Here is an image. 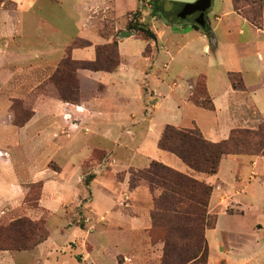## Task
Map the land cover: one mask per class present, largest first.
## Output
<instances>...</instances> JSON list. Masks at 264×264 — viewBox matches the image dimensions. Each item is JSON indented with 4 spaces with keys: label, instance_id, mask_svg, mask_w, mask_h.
<instances>
[{
    "label": "rangeland",
    "instance_id": "1",
    "mask_svg": "<svg viewBox=\"0 0 264 264\" xmlns=\"http://www.w3.org/2000/svg\"><path fill=\"white\" fill-rule=\"evenodd\" d=\"M3 2L7 9H13L11 0H0V4ZM154 5L156 8L162 6L164 13L154 16ZM37 6L39 8L33 11L39 23H36L37 18L33 22L35 24H30L29 20L25 29L28 40L26 56L11 63L28 61L34 64L33 67L39 64L48 67L44 66L46 71L35 75L32 70L22 72L20 66L14 64L8 78L0 82V224L23 216L40 219L49 236L31 250H0V264H122L123 261L129 262L123 264H159L164 243L159 234H151V195L146 185H140L142 187H137L131 196L129 171L141 169L151 160L168 164L179 160L159 149L154 142L167 123L175 125L183 121V125L195 120L207 134L206 128L213 126L217 134L209 136L216 138L215 141L227 138L232 127H257L254 123L257 119L253 118L251 111L242 114L248 118L242 121L240 114L222 109L220 100H217L218 108L215 110L187 103L190 109L181 114L180 122L177 109L166 103L172 78L175 79L183 68L192 74H211L213 70L222 72L224 68L243 66L244 62L239 59L248 53L252 56L254 52L252 47L242 45L248 38L247 28L241 25L237 16H224L217 21L216 16L232 7V1L212 0L205 13L209 35L204 33L203 38L190 39V44L183 48L186 36L166 33L169 23H180L178 19H181L175 13L177 6L169 1L40 0ZM237 6L247 13L258 10V7L264 11V0H257V3L255 0H241ZM194 19V15H189L185 22L190 24ZM129 20H137L158 33L159 53L153 63L143 56L146 41L136 36L137 31L127 29ZM240 29L243 32H239ZM199 34L202 35L201 32ZM23 36L18 40H24ZM77 37L90 40L93 46L104 39L117 40L124 66L113 76L107 73L100 76L103 75L100 73L96 77L97 73L88 70L77 72L80 86L77 104L82 97L90 101L88 135L83 134L87 128L81 125L75 128L77 130H68L66 125L58 127L57 117L62 119L58 103L62 100L55 87L47 81L64 56L66 45ZM202 40L207 42L210 50H204ZM215 45L219 46L217 52ZM93 46L76 49L73 57L92 59ZM259 47L264 48V44ZM254 59L257 62L256 56L252 57ZM164 61L168 63V73L163 82L154 80L155 74L151 69L149 75H145L149 65L153 66L152 70L155 67L162 70ZM51 66L55 67L52 69ZM224 80L227 83L225 77ZM212 81L211 78L210 90L215 95L220 92L222 84L220 81L213 87ZM142 83L148 86L144 87ZM148 87L156 88L163 97L158 101L151 99ZM29 116L28 124H14L15 117L23 120ZM63 118L74 125L77 122L69 113L63 114ZM142 118L151 119L154 128L147 132L146 141L140 145V135L132 138V134L140 130L145 136L146 127L150 128V125L144 122L137 128L140 124H132L142 123ZM101 122L116 123V126L120 123L118 131L117 128L112 129L120 137L118 146L113 145L111 139L93 136ZM127 127L131 129L127 130ZM93 147L99 148L92 150ZM109 147L112 154L100 149ZM261 159L254 167H241L240 180L236 182L232 181L233 171H227L229 167L223 164L222 191L215 189L218 182L213 176L197 173L185 166L189 172L197 173L213 185L208 212L217 215V221L214 228H207L208 240L205 230L207 243L210 240V263L217 258L215 244L224 237L221 231L229 232L235 244L239 242L244 246L251 242L245 235L251 234L256 222L264 223V182L259 178L247 181L251 169L264 173V157ZM245 164L249 165V162ZM38 175L40 180L32 181ZM88 175H93V179L86 184ZM40 183L43 187L37 201ZM246 183L248 186L245 188ZM225 193L235 196L234 200L239 205L220 202L219 195L223 194L225 199ZM248 197L249 200L246 199Z\"/></svg>",
    "mask_w": 264,
    "mask_h": 264
},
{
    "label": "trees",
    "instance_id": "2",
    "mask_svg": "<svg viewBox=\"0 0 264 264\" xmlns=\"http://www.w3.org/2000/svg\"><path fill=\"white\" fill-rule=\"evenodd\" d=\"M239 1L241 0H232L234 10L261 28L262 9L258 7V10L250 13L242 12L237 6ZM169 2L177 7L182 6L179 2ZM152 9L154 16L164 13L162 6L156 8L154 5ZM186 19L178 21L185 22ZM190 25L209 35L206 25L201 27L195 22ZM127 29L137 31L136 36L147 41L144 53H149L153 41H156L155 32L137 20H129ZM102 37L107 39L105 35ZM90 46H93L90 40L74 38L66 45L64 56L47 80L65 103L76 105L79 101V70L113 72L120 65L118 41L113 39L94 45L95 56L92 59L72 57L73 49ZM228 77L233 89H246L239 72L230 71ZM189 100L196 106L214 110L203 75L196 79ZM31 116L23 120L15 117L14 124L24 126ZM157 147L174 154L197 173L215 175L221 159L228 155L264 156V121L259 122L256 128H232L227 138L218 141L206 139L196 126L182 128L166 124L158 138ZM85 179L88 184L93 175H88ZM140 185H146L151 194V234H159L164 243L159 264H207L209 247L205 230L214 228L217 221V215L208 212L213 185L158 160H151L144 168L129 171L128 188L134 190ZM42 187L43 183H40L37 201ZM48 236L49 232L40 219L18 217L7 224H0V250H31Z\"/></svg>",
    "mask_w": 264,
    "mask_h": 264
},
{
    "label": "crops",
    "instance_id": "3",
    "mask_svg": "<svg viewBox=\"0 0 264 264\" xmlns=\"http://www.w3.org/2000/svg\"><path fill=\"white\" fill-rule=\"evenodd\" d=\"M11 1L14 3L13 9H7L5 6V2L0 4V82L1 83H3L4 79L6 80V78H8V76L11 74L12 71L10 68L13 67L14 64L19 65L22 72L25 73L26 71L32 70L33 73H35V75H37L36 73L40 74V72H42V71L45 72L46 69L44 66L48 67V65H46V64H39V65H35L33 67L34 64H32L28 61L19 62V63L18 62L17 63L12 62L13 64L11 63V61L21 60L22 57L26 56V52H25L26 47L25 46L27 45L28 40L26 39L27 33L25 32V29H26L27 23L29 24V20H30V24L36 20L37 17L34 15L33 9L39 8L37 6V4L39 3L40 0H11ZM32 11H33V13L31 15L30 13ZM224 16H237V19L240 20L241 25H243L247 28L248 38L247 37L245 38V41L242 43V45L244 47H249V48L252 47L254 49L253 50L254 52H252L253 55L251 56V54L248 53L247 55H245V57H242L241 59H239V61L244 62L243 66L240 65V67H238V68L229 69V70L227 68H224L222 70V72L218 71V70L217 71L213 70V73H211V74H209L207 72H200V73H193L192 74L191 71H187L185 68H183L179 72V74H182L185 77L179 76V74H178L175 79L172 78L173 82L171 84V87L169 88L170 95L168 96L167 101H166V103L169 104V106L173 105L177 109V112H178L177 115H178V117H180L179 122L182 121V115L181 114L182 113L185 114V110L187 111L188 109H190V107H189L190 105H188L187 103L191 102L189 100V96L192 93L191 89H193L195 81L200 75H203L205 77L207 90H208V93L211 96L213 104H214V110L216 108H218L217 100H220L221 101L220 106L222 109L224 108L225 110L232 111L235 114H237V113L240 114L242 117V121L245 119H248V118L243 117V115H242L244 112H246L248 110L251 111V113L255 116L253 118L257 119V121L254 122L255 126H257L256 124H258L259 122L264 121V48L259 47L260 45L264 44V21H263L264 11H263V15H262V26H261V28L255 26L252 22H250L245 17H243L238 11L234 10L233 3H232V7H230L226 11H224L222 14H219L216 16L217 21H221L222 17H224ZM36 23H39L38 18L36 20ZM33 24H35V23H33ZM169 25L170 26L166 29V33L172 34V36H179L180 35V36H186L187 37L186 41L183 44V48L186 45L190 44V39H195L197 37H200V38L204 37V32L202 30L194 29L189 23L188 24L186 22L169 23ZM200 32L202 35L199 34ZM239 32H243V30L240 29ZM155 34H156V41H153V43H152L153 46H152L151 51L149 53H144V51H143L144 58H146L147 61H152V63H153V61H156L155 57H157V54L159 53V47H157L158 46V33L155 32ZM196 34H199V35H196ZM22 35H24L22 37V39H24V40H21V41L18 40V38L21 37ZM129 37H131V36H129ZM190 37H192V38H190ZM105 42H107V41L104 39L102 43H105ZM203 43H204L203 44L204 50L205 51L210 50V47L208 46L207 42L203 41ZM47 44H50V42H48ZM97 44H99V43H97ZM176 44H178V43H176ZM146 45H147V41H146ZM86 48H88V47H86ZM93 48H94V46H93ZM218 48H219V46H217V45L214 46L215 52L218 51ZM76 49H83V48H76ZM76 49H73L72 57H73V52ZM94 56H95V51H94ZM255 56L257 57V62L255 61V59H254V61L252 60V57L255 58ZM120 57H121V54H120ZM154 58H155V60H154ZM54 67L55 66H53L52 69ZM152 67H153L152 65H149L147 67V69L144 72L145 75L148 76L149 70L151 69V71H153L155 74L154 80L156 82H160V81L163 82L165 79V74L168 73V71H167L168 63L165 61L162 62V70L157 68V67H155V70H152ZM123 68H124V66H122V58H121V62H120L119 67L113 72H104V71H92V72H95L98 74V75H96V77L99 76L100 73L103 74L100 76H106V75H104L105 73L110 74V76H113V75L117 74L119 70H122ZM21 70H20V72H21ZM230 71L239 72L241 74L243 81H244V84L246 86L245 90H235L232 88L229 77H228V73ZM224 77L227 80V83H225ZM211 78L213 79V81H212L213 87L220 84V81L222 84V85H220L222 87L220 89V92H218L215 95H213V93L210 90V79ZM98 79L101 80L100 77H98ZM109 79H110V81H112V77H109ZM101 85L103 86V89H105L104 85L103 84H101ZM142 85L144 87L148 86L145 83H142ZM148 88H149V93H150L151 99L158 101L159 98L163 97V96H161L160 91H158L156 88H154V87L153 88L148 87ZM151 91H153L154 95L151 93ZM53 100H56V98H53ZM89 102L90 101L85 100V98L82 97V100L79 102V104H76L78 106H76L74 104L64 103L62 101H61V103H58V107L61 106L59 108H60V111L62 113V119L60 117H57L58 127L62 128V126L66 125L68 130L69 129L70 130H77L75 128H77L78 125H81L82 128H84V127L87 128V131H82L83 134L88 135L87 133L90 132V128H89L90 117L87 115L90 113V109H89L90 103ZM192 105L196 106L193 103H192ZM77 107H79V108L77 109ZM155 107L156 108L158 107L157 102L155 103ZM196 107H199V106H196ZM200 108H202V107H200ZM144 109L145 108H143V116L142 117H144ZM65 113H69L75 117L74 121H77L75 125L71 121L63 118V114H65ZM35 114H36V112H35ZM90 115H92V112ZM67 116L69 117V115H66V117ZM98 116H101V114L100 115L98 114ZM132 117H134V116H132ZM173 118H175V116H173ZM142 119H143L142 123L140 121H138L137 123L132 124L134 126L140 124V125H138L137 128L143 126L142 124L144 122L146 124L150 125V128H148V126L146 127L147 131H146L145 136H144V134L141 135L140 130L137 132H134L132 134V138H135L137 136V134L140 135L139 136L141 138V140L139 141L140 145H142L143 142L146 141L147 132L150 130H153V128H154V124H152V122H150L151 119H145V118H142ZM145 120H147V121H145ZM182 122L180 124H175V125L180 126L182 128H190V127L196 126L200 129L201 133L203 134V136L206 139L211 140V141H215L216 138H211L209 136V135L217 134L216 133L217 129L215 127H213V126L207 127L206 131L209 132V134H207V132H203L204 130H203V128H201L202 126L200 127V125L195 120H191L187 124L181 125ZM27 124H28V122H27ZM167 124H170V123H167ZM119 125H120V123H117V126H116V123L101 122L100 126L97 127L98 128L97 131L93 132V136H97L102 140L111 139L112 140L111 142L113 143V145L118 146L117 140L118 139L120 140V137L118 136V132L117 133L112 132V129L114 127V128H117V131H118ZM243 125H245V124H243ZM128 128L131 129V127H127V130H128ZM232 128H244V127L236 126V127H232ZM232 128H230V130ZM246 128H248V127H246ZM230 130H229V132H230ZM115 135H116V137H115ZM158 138H155V140H154V142L156 141V145H157ZM216 141H218V140H216ZM95 148H99V147H93L92 150ZM100 149L106 151L107 154H112V152H113L111 147H109L107 150L103 149V148H100ZM241 156H249V157H240L239 155H228L226 157H223L220 161V165H219V169H218L217 174L207 175V176H213L214 177L213 179L217 180L218 183H216L215 189H218L219 191L223 190L222 186L224 184L222 181H220L222 178L221 172L223 170V164L225 166L229 167V170L227 169V171H230V172L233 171V177L234 178L232 181L236 182V180H240L241 167H243V166L247 167V168L248 167H254L257 165V163L259 161L262 160L261 158L264 157V156H257V155L256 156L255 155H241ZM245 162H249V165H246ZM163 163L174 168V169H177L183 173H186V174L194 176L195 178L201 179V177H199L197 175V173L193 174V173L189 172V170H188L189 167L186 168L185 166H187V165L181 159L172 160L173 164H170V163L168 164L167 162H163ZM130 167H132V166H130ZM142 168H144V167H142ZM97 172H98V174H100L99 170ZM53 173H56V172H53ZM57 173H59V172H57ZM248 174H249L247 176L248 183L252 179H255V178H259L262 183L264 182V173L262 172V170L260 171V170L251 169V172H249ZM39 176L40 175L36 176V178L32 181L40 180ZM96 180L97 179H95V182H96ZM125 180L127 183V176L125 177ZM203 180L205 182L207 181L210 183V181H208L206 179H203ZM248 183L244 184L245 188L248 186ZM123 184H124V182H123ZM140 187H142V186H140ZM143 187H145V186H143ZM14 189H16V188H14ZM134 190L129 192L132 197H133V191ZM222 195L223 194L219 195V201L220 202L228 203V204L233 203L234 205H239L234 200L235 196H229L228 193H225L224 195L226 196V198L224 199V197H222ZM246 199L249 200V197ZM210 200H211V198H210ZM241 213H243V212H241ZM231 214H233V213H231ZM235 214H238V213H235ZM263 215H264V213H263ZM208 231H209V229L206 230L207 240L209 238L208 237ZM225 232L226 231H221V236H224V237H221V239L218 242H216V244H215V253H216L217 258L213 261V263H210V261H209L210 255H209L207 264H264V223H260V220H258L256 222V226L251 231V234L245 235L247 240H249L251 242H248V244H245L244 246L243 245L241 246L238 241H237L238 243L235 244L234 243L235 241L233 242V240H231V238H230V233L229 232L225 233ZM208 243L210 245V240L208 241ZM121 263L123 264V263H129V262L123 261Z\"/></svg>",
    "mask_w": 264,
    "mask_h": 264
},
{
    "label": "water",
    "instance_id": "4",
    "mask_svg": "<svg viewBox=\"0 0 264 264\" xmlns=\"http://www.w3.org/2000/svg\"><path fill=\"white\" fill-rule=\"evenodd\" d=\"M182 3L181 10L176 14L184 19L187 15H194L195 22L201 27L206 25L205 13L209 10L212 0H167Z\"/></svg>",
    "mask_w": 264,
    "mask_h": 264
},
{
    "label": "flooded vegetation",
    "instance_id": "5",
    "mask_svg": "<svg viewBox=\"0 0 264 264\" xmlns=\"http://www.w3.org/2000/svg\"><path fill=\"white\" fill-rule=\"evenodd\" d=\"M181 10V7H177V10L175 11V13H177L178 11H180ZM189 15H187L185 18H187ZM184 18V19H185Z\"/></svg>",
    "mask_w": 264,
    "mask_h": 264
},
{
    "label": "built area",
    "instance_id": "6",
    "mask_svg": "<svg viewBox=\"0 0 264 264\" xmlns=\"http://www.w3.org/2000/svg\"><path fill=\"white\" fill-rule=\"evenodd\" d=\"M77 109H78V107H77Z\"/></svg>",
    "mask_w": 264,
    "mask_h": 264
}]
</instances>
